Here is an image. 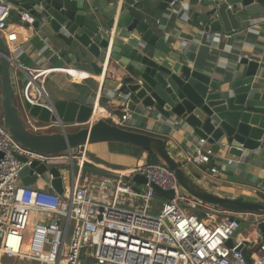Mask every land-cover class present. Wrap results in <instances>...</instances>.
<instances>
[{"label": "water", "instance_id": "obj_1", "mask_svg": "<svg viewBox=\"0 0 264 264\" xmlns=\"http://www.w3.org/2000/svg\"><path fill=\"white\" fill-rule=\"evenodd\" d=\"M109 8H103L102 0H0L12 4L15 9L25 10L34 16L29 26L35 34H42L55 45L70 52H81L84 62L91 63L96 76L103 75L104 65H116L122 71L121 90L127 94V108L134 112L139 108L151 111L166 120H181L191 135L214 145L227 141L229 154L241 159L245 153L260 152L264 157V88L255 82L259 64L242 58L241 65L247 67L245 76L221 83L212 80L199 68H194L181 57L171 54L167 43L147 25L134 17L130 10L120 5V0H107ZM141 1V0H135ZM174 0H162L159 7L164 9ZM241 5L249 15H264V6L254 0H201L200 7L192 14V22L209 34H225L220 15V5ZM116 24V26H115ZM115 26V27H114ZM125 32V34H124ZM127 33V34H126ZM137 33L138 37L132 36ZM72 55V54H70ZM110 55V56H109ZM16 61L12 59L9 46L0 34V105L3 124L13 140L32 152L52 155L88 144L114 142L135 146L152 153L159 164L175 176L179 186L195 200L230 213L264 215V202H249L229 199L212 194L192 180L183 166L166 149L163 138L125 129L99 119L89 124L93 106L67 100H40L32 104L18 98L15 79ZM18 75V76H17ZM36 100L35 94L30 96ZM52 106V114L43 105ZM28 115L36 123L45 125L71 126L75 131L59 128V132L37 133L31 131L23 117ZM80 127V128H78ZM214 163L205 165L211 170ZM76 171L77 166L73 165ZM222 171L221 169H218ZM50 172L52 188L63 195L64 188L60 172L55 167L38 166L34 163L31 171L26 169L21 178L24 185L37 182V174ZM85 173L93 177L112 179L109 185L115 189L116 181L130 185L128 177L119 176L99 168L85 167ZM133 181L140 186L147 184L141 174H134ZM95 185H99L95 182ZM158 196L171 201L173 191H165L152 184ZM141 193V189L134 188ZM243 222L236 235L247 228ZM263 232L264 222L259 224ZM233 245V244H232Z\"/></svg>", "mask_w": 264, "mask_h": 264}, {"label": "built area", "instance_id": "obj_2", "mask_svg": "<svg viewBox=\"0 0 264 264\" xmlns=\"http://www.w3.org/2000/svg\"><path fill=\"white\" fill-rule=\"evenodd\" d=\"M176 2L170 3L172 9ZM254 2L264 6V0ZM14 11L12 4L0 2V33L7 29ZM17 13L20 24H34L30 12L18 10ZM209 36L222 38L217 33ZM241 60L240 57L239 64ZM15 65L18 75L25 76L24 85L17 90L18 98L32 104L50 101L38 72L18 62ZM15 81L19 82L20 78ZM33 94L37 96L34 101L30 98ZM106 95L110 100L123 102L120 125H125L130 117L127 94L118 89ZM92 106L89 124L101 119V115L111 116L105 113L100 100ZM43 107L54 113L51 105ZM100 110L102 114H96ZM25 119L26 126L37 133L47 132L50 126L65 130L76 127L39 124L28 115ZM181 126L182 121L175 119L173 128ZM206 144L199 139L188 152L187 161L194 166L210 164L214 152L203 148ZM86 146L52 155L25 149L5 128L0 105V258H19L38 264H264V238L259 229L264 215L211 209L190 198L173 173L162 165L139 167L127 176L130 185L116 181L112 193L109 187L114 183L112 179L85 173V167H90ZM34 163L59 170L63 195L52 188L53 176L49 171L42 175L34 173L37 182L24 185L21 174L26 169L31 171ZM73 165L77 166L76 171ZM210 172L220 171L213 167ZM136 173L147 179L141 193L133 188L132 177ZM115 175L126 178L125 173ZM152 184L173 191L174 199L159 197ZM135 198L139 199V206L131 204ZM158 198L162 199V206L154 213L153 203ZM195 212L205 216L200 218ZM33 221L35 226L31 229ZM243 222L248 227L236 235ZM248 228L251 230L245 233Z\"/></svg>", "mask_w": 264, "mask_h": 264}, {"label": "crops", "instance_id": "obj_3", "mask_svg": "<svg viewBox=\"0 0 264 264\" xmlns=\"http://www.w3.org/2000/svg\"><path fill=\"white\" fill-rule=\"evenodd\" d=\"M124 1L120 0V5H123ZM176 1L174 9L170 4L167 8H160L162 0H126L125 6L134 17L145 21L153 32L167 43L173 56L181 57L192 67L199 68L212 80L226 83L238 76H245L247 67L239 64L238 60L240 57L248 58L258 62L255 82L264 88V15H249L243 11L241 5L231 7L221 4L220 15L226 32L222 34V38L217 39L211 38L209 33L192 22L195 9L203 10L199 6L200 0ZM102 2L104 9L109 8L110 2L107 0ZM17 11L16 9L12 13L7 29L0 33L9 46L12 59L36 70L54 101H77L93 105L100 100L105 113L109 112L111 116L101 115V110L96 114L100 113L101 119L121 126L124 104L121 100L108 99L106 94L121 89L122 71L116 65L109 66L108 57L103 75L99 80L96 79L97 76L91 67L95 59H90L89 63L84 62L81 52L63 50L44 35L33 33L29 26L20 24ZM132 37L140 39L137 33ZM87 79L95 80L97 85L88 94L82 95L75 89V85ZM23 82L21 79L15 82L18 91L24 85ZM127 110L129 120L121 127L166 140L168 152L181 163L188 176L198 185L220 197L264 202L262 153H245L239 159L229 154L228 144L227 147H223L227 141L223 140L214 145L208 143L203 148L213 150L212 162L215 168L222 170L218 174H212L205 166L199 169L197 167L200 166H194L187 161L188 152L199 140L198 137L191 135L189 127L181 126L174 129L173 122L176 118L166 120L157 113L139 107L134 112L128 108ZM55 127L50 126L47 131H52ZM56 128L58 129L56 132H59V128ZM86 149L90 167L107 170L113 174L121 172L127 177L139 167L148 165V153L135 146L101 142L88 144ZM229 160L234 162L229 164ZM133 183V188L144 191V186L134 181ZM131 204L139 206L140 201L135 198L131 200ZM161 206L162 202L155 200L153 212L158 213Z\"/></svg>", "mask_w": 264, "mask_h": 264}, {"label": "trees", "instance_id": "obj_4", "mask_svg": "<svg viewBox=\"0 0 264 264\" xmlns=\"http://www.w3.org/2000/svg\"><path fill=\"white\" fill-rule=\"evenodd\" d=\"M97 83L93 79H87L85 81H79L75 85V89L82 95L88 94L93 88H95ZM149 159H148V165H160L158 159L152 154L148 153ZM89 166V165H88ZM157 200L162 202L161 198H158ZM197 215H199L200 218L204 217L205 215L200 212H195ZM33 224L31 223V227Z\"/></svg>", "mask_w": 264, "mask_h": 264}, {"label": "rangeland", "instance_id": "obj_5", "mask_svg": "<svg viewBox=\"0 0 264 264\" xmlns=\"http://www.w3.org/2000/svg\"><path fill=\"white\" fill-rule=\"evenodd\" d=\"M21 80H23V76H21L20 78ZM25 123L27 124V120L25 119V117H23ZM80 128V127H78ZM76 130V127H67V131H75ZM58 131V129L55 127L52 129V131H47L46 133H51V132H56ZM197 168H202L201 166L200 167H197ZM190 198L194 199L193 197L189 196ZM209 206V205H207ZM211 209H214V210H220L216 207H212V206H209ZM198 209H203L202 207H198ZM35 226V222L33 221V226L31 227V229H33ZM251 230V228H248L246 230L245 233H248L249 231ZM26 253V252H25ZM0 264H38V263H35V262H31V261H27V260H22V259H19V258H8V257H1L0 258Z\"/></svg>", "mask_w": 264, "mask_h": 264}]
</instances>
